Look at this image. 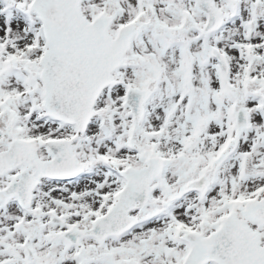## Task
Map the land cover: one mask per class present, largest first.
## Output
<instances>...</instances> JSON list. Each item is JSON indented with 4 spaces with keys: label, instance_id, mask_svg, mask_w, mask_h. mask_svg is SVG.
<instances>
[{
    "label": "snow or ice",
    "instance_id": "obj_1",
    "mask_svg": "<svg viewBox=\"0 0 264 264\" xmlns=\"http://www.w3.org/2000/svg\"><path fill=\"white\" fill-rule=\"evenodd\" d=\"M0 264H264V0H0Z\"/></svg>",
    "mask_w": 264,
    "mask_h": 264
}]
</instances>
